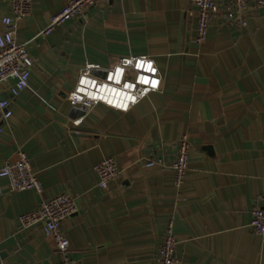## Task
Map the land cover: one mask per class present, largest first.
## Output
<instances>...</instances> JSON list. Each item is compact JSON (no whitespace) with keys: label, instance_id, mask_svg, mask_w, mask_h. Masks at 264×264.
Returning <instances> with one entry per match:
<instances>
[{"label":"crops","instance_id":"1","mask_svg":"<svg viewBox=\"0 0 264 264\" xmlns=\"http://www.w3.org/2000/svg\"><path fill=\"white\" fill-rule=\"evenodd\" d=\"M249 1L246 27L214 21L199 44L191 0H103L47 35L67 0H33L17 40L34 66L12 116L0 117V168L26 153L43 190L12 191L0 176V264L60 259L41 224L23 229L18 218L61 194L77 202L63 227L79 264H157L170 222L176 264H264V235L251 227L264 193V7ZM10 14L0 0V32ZM129 55L154 58L161 88L129 110L99 103L72 116L66 97L87 63ZM13 83H2L5 96ZM183 135L189 170L177 186ZM109 157L121 172L102 190L94 166Z\"/></svg>","mask_w":264,"mask_h":264},{"label":"built area","instance_id":"2","mask_svg":"<svg viewBox=\"0 0 264 264\" xmlns=\"http://www.w3.org/2000/svg\"><path fill=\"white\" fill-rule=\"evenodd\" d=\"M11 14L2 18L0 32V111L3 119L12 116L10 99H15L29 87L34 59L25 43L17 40L18 22L28 18L33 12V0H7ZM103 0H67L63 8L52 16L47 27L39 34H49L57 25L73 18L85 17L88 11ZM117 1V0H105ZM125 1V0H119ZM198 8L196 42L206 41L209 29L214 21L236 23L247 26L245 13L250 7L249 0H191ZM258 7H264V0H256ZM140 65V66H138ZM151 66L154 71L149 70ZM12 79L5 96L2 83ZM152 81L157 83L153 85ZM162 75L156 61L149 55H129L120 57L110 67L87 63L76 81L73 91L66 100L71 108H85L96 104L129 110L147 97L151 92L161 88ZM191 143L187 135L178 142L177 155L172 163L175 171V184L180 186L189 170ZM162 164L161 159H148L145 166ZM98 176V185L106 190L111 181L117 179L121 168L118 161L105 158L94 166ZM0 176L9 180L12 191L36 190L42 192V184L33 172L28 155L20 152L19 159L0 168ZM78 210L76 199L68 194H61L52 199H44L38 208L22 213L19 218L21 228H30L41 224L47 235L53 237L60 259L55 264H79L71 255L70 240L63 223ZM251 227L264 235V193L260 203L252 210ZM177 241L173 233V222H170L157 252V264H176Z\"/></svg>","mask_w":264,"mask_h":264},{"label":"water","instance_id":"3","mask_svg":"<svg viewBox=\"0 0 264 264\" xmlns=\"http://www.w3.org/2000/svg\"><path fill=\"white\" fill-rule=\"evenodd\" d=\"M86 111L85 108H73L72 110V116H79L84 114V112ZM2 116V111H0V117ZM5 253L4 252H0V262L1 260L4 258Z\"/></svg>","mask_w":264,"mask_h":264},{"label":"snow or ice","instance_id":"4","mask_svg":"<svg viewBox=\"0 0 264 264\" xmlns=\"http://www.w3.org/2000/svg\"><path fill=\"white\" fill-rule=\"evenodd\" d=\"M138 66H140V65H138ZM148 67H149V70L154 71V69H152L150 65ZM152 83H153V85H155L157 82L156 81H152Z\"/></svg>","mask_w":264,"mask_h":264},{"label":"clouds","instance_id":"5","mask_svg":"<svg viewBox=\"0 0 264 264\" xmlns=\"http://www.w3.org/2000/svg\"><path fill=\"white\" fill-rule=\"evenodd\" d=\"M77 123H79V121H77Z\"/></svg>","mask_w":264,"mask_h":264}]
</instances>
